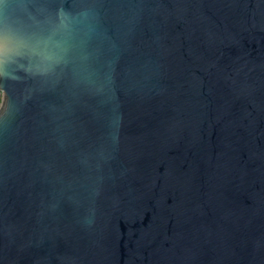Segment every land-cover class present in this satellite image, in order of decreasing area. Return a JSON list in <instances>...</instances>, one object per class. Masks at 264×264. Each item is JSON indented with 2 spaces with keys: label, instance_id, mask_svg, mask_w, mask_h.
Wrapping results in <instances>:
<instances>
[{
  "label": "water",
  "instance_id": "obj_1",
  "mask_svg": "<svg viewBox=\"0 0 264 264\" xmlns=\"http://www.w3.org/2000/svg\"><path fill=\"white\" fill-rule=\"evenodd\" d=\"M0 264H264V0H0Z\"/></svg>",
  "mask_w": 264,
  "mask_h": 264
},
{
  "label": "snow or ice",
  "instance_id": "obj_2",
  "mask_svg": "<svg viewBox=\"0 0 264 264\" xmlns=\"http://www.w3.org/2000/svg\"><path fill=\"white\" fill-rule=\"evenodd\" d=\"M8 54V42L7 40L0 38V57Z\"/></svg>",
  "mask_w": 264,
  "mask_h": 264
},
{
  "label": "built area",
  "instance_id": "obj_3",
  "mask_svg": "<svg viewBox=\"0 0 264 264\" xmlns=\"http://www.w3.org/2000/svg\"><path fill=\"white\" fill-rule=\"evenodd\" d=\"M4 92L2 91V90H0V107H1V105H2V103H3V100H4Z\"/></svg>",
  "mask_w": 264,
  "mask_h": 264
}]
</instances>
